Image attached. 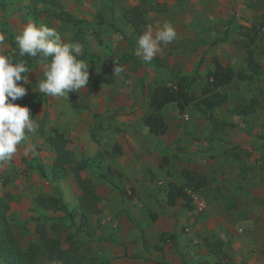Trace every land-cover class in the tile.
<instances>
[{
	"label": "rangeland",
	"instance_id": "obj_1",
	"mask_svg": "<svg viewBox=\"0 0 264 264\" xmlns=\"http://www.w3.org/2000/svg\"><path fill=\"white\" fill-rule=\"evenodd\" d=\"M46 1L0 0V35L15 41L34 23L27 11L35 7L38 26L55 27L65 42L78 31L83 36L89 80L67 99L42 94L38 107L29 108L37 132L18 146L11 163L0 164V196L22 246L40 243L42 226L86 264H201L219 258L214 246L226 254L225 264H264V0H56L80 20V30L57 19ZM134 6L142 9L140 20L128 13ZM165 21L176 39L146 63L135 55L137 37ZM216 61L248 77L215 89L224 99L209 109L201 90ZM115 64L123 69L119 76H113ZM26 75L27 95L15 101L22 106L39 91L42 62ZM181 78L201 104L182 111L166 104L159 115L167 130L155 135L144 122L149 94L159 85L174 88ZM54 132L68 139L72 161L63 178L50 183L27 162L52 161L45 138ZM98 151V170H111L110 180L97 178L95 165L80 171L98 196L89 235L78 217L43 207L38 198L59 197L68 209H79L82 189L73 167ZM170 183L198 195L203 210L192 200L190 210L180 202L168 205ZM36 260L48 264L44 249L36 250Z\"/></svg>",
	"mask_w": 264,
	"mask_h": 264
},
{
	"label": "trees",
	"instance_id": "obj_2",
	"mask_svg": "<svg viewBox=\"0 0 264 264\" xmlns=\"http://www.w3.org/2000/svg\"><path fill=\"white\" fill-rule=\"evenodd\" d=\"M57 12L56 18L67 23H71L79 28L80 20L68 13L63 5L56 0H47ZM131 11L139 20L141 19L142 9L139 6H134ZM28 15L34 23H36L38 18V13L35 7L30 8ZM4 41L9 45V49H5L2 52L6 54H12L16 59H21L18 53V47L15 41L7 36ZM84 38L79 31L70 39L68 43H83ZM85 50L82 49V54L79 58H83L85 55ZM22 59L27 61L28 66L33 68L37 63L41 62L38 58L23 57ZM251 73L258 74L260 72L259 65L255 62L250 63ZM26 75V74H22ZM248 76L243 71H234L230 67L224 66L221 62L216 61L214 68L209 73L206 83L202 87V94L205 98H210L206 102V99L202 100L209 109H214L223 101V96L212 92L228 83H230L234 78L246 79ZM194 78H190L193 80ZM185 78H181L180 82L175 84V87L169 86H156L152 89L148 98V109L149 113L144 118V122L147 125L149 131L155 135H162L166 132V124L159 115V111L168 103H176L180 111L184 110L190 104H201V102H196L194 96L186 90V86L183 85ZM182 81V82H181ZM26 87V85H24ZM34 97L28 100V108H37L40 99L42 98V93L35 91ZM38 100H36V98ZM264 138V136H261ZM45 142L50 149L54 152V158L50 163H44L36 158L30 162H27L28 168L35 169L41 177L50 183L59 182L64 175L66 166L72 161L71 151L68 148V139L64 137L63 134L54 132L46 136ZM103 158V152H96L92 157L78 162L73 167L75 181L78 186L82 189L81 204L79 209H68L67 205L62 202L59 197H39L38 203L46 208H51L54 210L63 211L71 220L78 217L79 225L86 231L89 235L95 233V223L91 221L93 215L97 214L99 211L97 207L98 196L91 192L90 188L92 186V180L87 177H82L80 171L95 165L96 177L99 179L110 180L108 173H103L98 170L99 165ZM191 181V180H190ZM192 182V181H191ZM201 186L199 181L194 186L198 188ZM167 203L170 206L181 203L182 207L190 210L192 208L191 198L188 194L184 192V189L174 183H170L167 193ZM8 204L2 196H0V262L3 264H40L36 260V250L40 247L47 253L48 264H86L83 257L78 255L77 252L70 248H64L62 246V240L59 236H52L47 234L46 230L40 226L38 228L40 243H29L25 248L22 246L19 238L10 226L7 218ZM214 253H217L218 257L216 261H203L201 264H225L226 254L222 252L221 249H216L214 246ZM182 264H194L190 262L183 261Z\"/></svg>",
	"mask_w": 264,
	"mask_h": 264
},
{
	"label": "clouds",
	"instance_id": "obj_3",
	"mask_svg": "<svg viewBox=\"0 0 264 264\" xmlns=\"http://www.w3.org/2000/svg\"><path fill=\"white\" fill-rule=\"evenodd\" d=\"M176 31L170 22H163L153 33L148 27L137 37L135 55L148 63L161 50L176 39ZM18 47L16 59L12 54L0 51V164L11 163L18 146L29 134H35L39 124L30 116V109L15 101L27 95L24 85L30 81L31 71L23 57L38 58L43 64V78L38 82L39 92L45 96L63 97L86 89L89 80V61L79 58L82 46L68 43L55 27L27 23L15 38ZM4 37L0 35V45ZM122 67L115 64L113 76H119Z\"/></svg>",
	"mask_w": 264,
	"mask_h": 264
},
{
	"label": "built area",
	"instance_id": "obj_4",
	"mask_svg": "<svg viewBox=\"0 0 264 264\" xmlns=\"http://www.w3.org/2000/svg\"><path fill=\"white\" fill-rule=\"evenodd\" d=\"M189 195L191 197L193 205L195 206V210L196 211L203 210V208L205 206L204 201L198 195H196L194 193L189 192Z\"/></svg>",
	"mask_w": 264,
	"mask_h": 264
}]
</instances>
